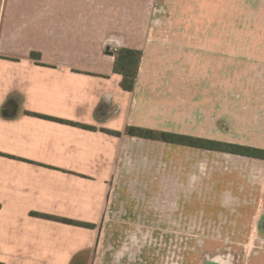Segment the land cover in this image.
<instances>
[{
    "label": "crops",
    "instance_id": "1",
    "mask_svg": "<svg viewBox=\"0 0 264 264\" xmlns=\"http://www.w3.org/2000/svg\"><path fill=\"white\" fill-rule=\"evenodd\" d=\"M246 3L0 0V264H166L137 238L244 236L264 219V160L126 134L264 150V85L249 83L264 76V0ZM120 48L141 52L132 91ZM186 153L216 157L211 186L191 189Z\"/></svg>",
    "mask_w": 264,
    "mask_h": 264
},
{
    "label": "rangeland",
    "instance_id": "2",
    "mask_svg": "<svg viewBox=\"0 0 264 264\" xmlns=\"http://www.w3.org/2000/svg\"><path fill=\"white\" fill-rule=\"evenodd\" d=\"M241 4V12H244L246 8L245 3H250L249 6L256 4V0H244ZM227 64L228 62H224ZM230 63V62H229ZM194 64V62H193ZM196 65L199 62L195 63ZM209 67H214L215 62H208ZM194 67V66H193ZM197 67V66H196ZM233 78H230V80ZM235 83L243 84L242 80H237ZM244 79V78H241ZM254 80V81H253ZM250 84L263 86L264 76H255L251 78ZM184 158H189L192 163L190 167L191 172L186 174L188 178H191V189L194 187H209L211 182L208 181L211 171L206 170L204 165L209 161L214 163L216 161L215 156L207 157L206 153H190L185 154ZM210 158V160H208ZM224 162L231 163L229 165H244L240 163L239 159L232 157H226ZM239 162V164L237 163ZM243 162V161H241ZM177 176L179 175L176 170ZM206 182L201 184V182ZM225 203L232 204V199L225 198ZM231 205L223 206L224 213L218 216L221 225L225 224V216L229 213ZM196 215V214H193ZM210 215V213H209ZM229 215V214H228ZM231 215V214H230ZM234 219V216H233ZM232 221V226L236 224ZM203 223V222H202ZM197 223L193 221L192 227L195 228ZM208 228L220 227L214 226V222H207ZM211 224V225H210ZM245 225L246 235L242 236H191V237H144L137 238L138 243H143L145 246H157L159 248V259L166 264H264V253H258V249H254L257 246H264V219L262 220H247L246 223L242 222L241 225ZM240 223L238 227L243 228Z\"/></svg>",
    "mask_w": 264,
    "mask_h": 264
},
{
    "label": "trees",
    "instance_id": "3",
    "mask_svg": "<svg viewBox=\"0 0 264 264\" xmlns=\"http://www.w3.org/2000/svg\"><path fill=\"white\" fill-rule=\"evenodd\" d=\"M112 54L114 55L115 59L113 71L114 73H117L122 77L121 88L125 91H132L134 88L135 79L139 68L141 52L137 50L120 48L117 50H112ZM32 55L34 56V54ZM126 134L132 137H138L142 139L155 140L190 148L216 151L247 158L264 160V150L233 143H223L172 133L154 132L151 130H144L133 127H128L126 129ZM38 216L45 217L44 215L40 214H38ZM61 221L75 226L87 228L93 227L89 224H82L69 220Z\"/></svg>",
    "mask_w": 264,
    "mask_h": 264
}]
</instances>
